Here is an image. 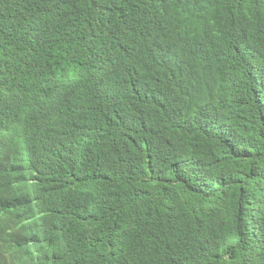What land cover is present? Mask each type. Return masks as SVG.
<instances>
[{"label":"trees","instance_id":"1","mask_svg":"<svg viewBox=\"0 0 264 264\" xmlns=\"http://www.w3.org/2000/svg\"><path fill=\"white\" fill-rule=\"evenodd\" d=\"M0 213V264H264V0H0Z\"/></svg>","mask_w":264,"mask_h":264},{"label":"bare ground","instance_id":"2","mask_svg":"<svg viewBox=\"0 0 264 264\" xmlns=\"http://www.w3.org/2000/svg\"><path fill=\"white\" fill-rule=\"evenodd\" d=\"M230 92V91H229ZM237 104V103H236ZM232 140V139H231ZM233 141V140H232ZM229 144V143H228ZM30 193H32L33 192V190H30L29 191ZM94 203V202H93ZM12 208L10 207V210H11ZM24 211V210H23ZM23 211H21V212H23ZM41 215L44 217V215L41 213ZM0 216H1V213H0ZM37 216H38V214H37ZM23 219H24V217H23ZM12 221V220H11ZM43 221H46V220H43ZM75 221V220H74ZM1 226V225H0Z\"/></svg>","mask_w":264,"mask_h":264}]
</instances>
